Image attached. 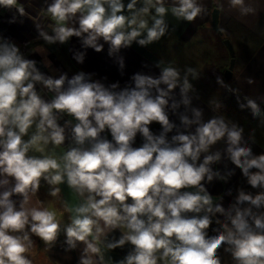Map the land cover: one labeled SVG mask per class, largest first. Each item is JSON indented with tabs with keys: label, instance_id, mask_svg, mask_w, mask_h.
Here are the masks:
<instances>
[{
	"label": "clouds",
	"instance_id": "obj_1",
	"mask_svg": "<svg viewBox=\"0 0 264 264\" xmlns=\"http://www.w3.org/2000/svg\"><path fill=\"white\" fill-rule=\"evenodd\" d=\"M230 5L254 12L245 0ZM207 11L204 0H44L37 15L49 32L20 0H0L6 23L31 20L42 42H26L25 52L0 29V264H34L37 241L44 251L76 253V264H229L225 256L264 264V150L254 151L255 134L222 114L220 101L194 103L199 68L160 59L143 64L158 75L136 72L122 86L53 68L44 46L78 38L73 59L84 65L89 49L107 45L123 76L122 50L159 43ZM217 83L236 91L222 77ZM244 99L241 110L264 117ZM237 169L255 191L238 187L225 204L233 189L213 195L208 186L229 184ZM65 185L74 203L61 197ZM43 186L62 212L38 198ZM117 249H126L119 259Z\"/></svg>",
	"mask_w": 264,
	"mask_h": 264
},
{
	"label": "crops",
	"instance_id": "obj_2",
	"mask_svg": "<svg viewBox=\"0 0 264 264\" xmlns=\"http://www.w3.org/2000/svg\"><path fill=\"white\" fill-rule=\"evenodd\" d=\"M204 2L208 4V11L204 14L203 19L197 18L194 23H180L175 32H171L170 35L163 38L159 43L152 44L147 48L134 43L130 49L122 50L121 55L125 57L126 63L125 74L123 76L120 74L118 62L107 55V45H105V49L101 53H96L94 50L89 49L84 65H79L73 59L74 51L82 50L78 38L73 37L71 43L68 45L44 46L49 50V59L52 61L53 68L67 71L70 76L79 70L96 73L97 76L95 78L107 76V82L120 81L122 86L136 72L146 73L150 71L158 75L159 69L154 67L150 69L144 68L143 64L147 63L151 66L160 59L175 61V64L179 67L186 65L197 67L202 71L203 76L198 82L193 81V83L199 90L201 101L194 103L205 106L209 100L218 98L222 92V88L224 89V87H221L217 83V77L219 76L223 78L225 84L228 86L231 81L230 85L242 97L247 96L255 99L261 108L264 109V0H245V6L254 9V12L247 14L242 13L239 6L232 8L230 0H204ZM20 3L25 7L26 12L36 20V23H39L45 30L51 31L47 27V18H40L37 15L44 0H20ZM217 5H220L222 9H220V28L223 29V35L212 27V11ZM7 18V13L0 15V29L6 35L11 36L17 44L21 45L23 51H28L27 48L23 47L26 42L33 41V43L29 44V48H34L37 43H42L34 41V38L37 36V30L31 20H26L23 25H8L6 23ZM169 19L173 24L177 23L171 20V17ZM230 22L233 24L234 30L230 26ZM224 35L234 38L235 42L237 41L243 47V52L250 51L251 49L254 50V54L248 60H246V57L236 59V73L234 72L233 77L229 81L226 80L224 75L226 69L224 72L220 69V65L222 66L227 56L230 55L228 54L229 50L228 52H224L223 45L220 43ZM69 49L73 51H69ZM215 49L218 50L217 53L214 52ZM30 58L41 59L39 55ZM41 71L48 72V69L41 66ZM249 78L253 79L255 83L249 84L247 82ZM212 114L210 110L206 112V116ZM222 114L237 122V120L230 118L223 111ZM173 119L176 123H179L174 117ZM261 119H264V117L253 118L250 112L247 117L238 122L244 127L246 136L255 134L256 146H254V151L256 153L264 150V127L260 124ZM152 127L154 131L159 130V125L154 124ZM109 139H111L110 136ZM140 143L141 140L138 137L135 146H139ZM228 166L232 167L230 164ZM215 167L222 168L223 165H216ZM208 187L213 195H219L225 192L227 188H232V195L225 196V204L234 199L236 195L235 189L238 187H243L248 191H255L247 185L239 169L236 170V176L232 178L229 184L215 181ZM46 191V186H43L38 198L50 201L52 210L58 213L62 212L61 200L47 196ZM61 197L69 204L75 202L71 190L66 185L62 186ZM33 199L35 200L37 197ZM125 251L126 249L124 251L117 249L113 255L119 259ZM71 256H65L58 249L51 252L44 251V246L39 241H37V247L32 253L34 264H76V253H72ZM225 259L229 260V264H231L229 257L225 256Z\"/></svg>",
	"mask_w": 264,
	"mask_h": 264
},
{
	"label": "trees",
	"instance_id": "obj_3",
	"mask_svg": "<svg viewBox=\"0 0 264 264\" xmlns=\"http://www.w3.org/2000/svg\"><path fill=\"white\" fill-rule=\"evenodd\" d=\"M230 26L233 28V24L230 22ZM230 38L233 42V45L235 47V51H236V59H240L242 57H246L248 60L249 58L252 57V55L254 54V50H250L247 52H243V47L241 48V50H239L236 46V42L235 39L232 38L231 36H223L224 38ZM243 52V53H242ZM248 53V54H246ZM230 55L227 56L226 61L224 64H222V66L220 65V69L222 70V72H224V70L229 66L230 63ZM234 72L236 73V67L234 69ZM231 81L229 82V86L231 89L236 90L233 86L230 85ZM237 97H239V102ZM216 100L220 101L223 105V107L221 108V112L223 111L224 113H226L230 118H233L235 120H237V122H240L244 117H247L251 110L248 108H245L244 110H241L239 104L240 103H245L246 104V100L244 99V97H242L238 91H229L227 88H222V92L220 93V95L218 96V98H215ZM240 120V121H239Z\"/></svg>",
	"mask_w": 264,
	"mask_h": 264
},
{
	"label": "water",
	"instance_id": "obj_4",
	"mask_svg": "<svg viewBox=\"0 0 264 264\" xmlns=\"http://www.w3.org/2000/svg\"><path fill=\"white\" fill-rule=\"evenodd\" d=\"M212 27L221 35H223V31H221L220 28V9H218L217 7L214 8L212 11ZM224 44L228 48L231 57L229 66L226 68L224 73L226 80L229 81L234 75V68L236 63V51L233 42L230 38L226 37L224 39Z\"/></svg>",
	"mask_w": 264,
	"mask_h": 264
},
{
	"label": "rangeland",
	"instance_id": "obj_5",
	"mask_svg": "<svg viewBox=\"0 0 264 264\" xmlns=\"http://www.w3.org/2000/svg\"><path fill=\"white\" fill-rule=\"evenodd\" d=\"M221 39H222V41L220 40V43H222V45H223L224 52H225V51L228 52V48L224 45V39H223V38H221ZM236 46H237V48H238L239 50H241L242 47H241V45H240L237 41H236ZM226 48H227V49H226ZM217 51H218L217 49L214 50L215 53H217ZM228 54H230V53L228 52ZM209 69L211 70V68H209Z\"/></svg>",
	"mask_w": 264,
	"mask_h": 264
}]
</instances>
